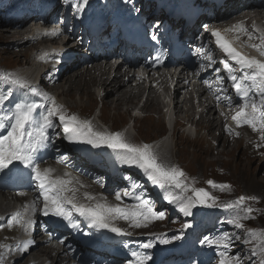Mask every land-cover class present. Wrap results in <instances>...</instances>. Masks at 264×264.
Returning a JSON list of instances; mask_svg holds the SVG:
<instances>
[{"label":"snow or ice","instance_id":"obj_1","mask_svg":"<svg viewBox=\"0 0 264 264\" xmlns=\"http://www.w3.org/2000/svg\"><path fill=\"white\" fill-rule=\"evenodd\" d=\"M88 2L89 0H77L72 6L79 14L83 12ZM256 31L253 28L250 32L243 23H239L224 29L225 33L236 32L235 40L226 39L219 29H212L211 36L215 38L216 46L224 54L225 59L220 62L236 97L241 101L235 106L237 110L231 119L236 128L247 126L252 132L257 133L259 141L264 144V33L256 36ZM59 34L58 30L53 33L57 36ZM241 34L246 35L249 41L259 40L258 44L250 43L247 47L254 49L260 58L242 54L233 46L235 41L240 39ZM152 39L155 40L157 37L153 35ZM196 51L206 54L204 48H197ZM47 55L45 53L41 59L43 60ZM207 59L211 62V54H207ZM201 67L203 69L204 66ZM0 80L11 88H16L42 101L36 102L21 97L9 105L14 93L9 91L7 95H0V133H3L0 134V182L6 177L20 178L23 169H27L28 179L35 183L39 193L36 200L24 206L23 211H16L7 218L8 229L19 226L25 234H29L34 224L33 217L38 210V201L39 210L46 217L66 221L71 228L76 229L79 228V222L74 217L78 216L87 222L89 229L97 232L106 230L119 237H131L133 233L119 227L116 221H124L130 228L141 229L147 228L152 222L166 218L164 212L153 209L150 200L134 193L135 189L141 187L139 183L131 185L133 191L127 188L116 191L115 200L119 203L115 205L110 204L106 197L98 198L89 193H84V199L95 203H84L77 196L79 189L76 185L84 187L77 178L67 172L63 176H54V169L42 168L40 153L49 147L52 141L49 130L54 129L58 121L63 139L68 143L111 149L117 154L122 165L138 169L147 181L164 193L163 198L167 203L174 205L185 217L192 216L193 210L201 206L234 210L235 214L227 219L226 223L244 232V242L253 245L250 249L251 255H259V264H264V229H246L244 223L255 219L253 213L256 209L248 202L257 201V197L241 195L234 201L220 203L208 190L196 187L195 181H189L182 169L161 160L153 145L134 143L121 132L98 130L91 120L69 114L63 105L57 103L55 97L43 92L21 76L4 73L0 75ZM220 82H224L223 77L220 78ZM226 99L231 101V97ZM5 106H8L7 111H4ZM229 106H232L231 103ZM225 130L230 133L233 131L227 124ZM235 135L239 136V133L236 132ZM125 179L132 180L131 177ZM207 184L210 188L219 189L221 192L230 191L232 187L229 184H217L213 180H208ZM124 198L132 199L135 203L125 204ZM0 219L4 218L0 217ZM189 227L191 224L184 225V228ZM180 238V236L167 238L164 234L154 237L155 242L163 245ZM234 239L239 240L241 236L224 233L218 238L205 237L200 243L217 251L218 264H241L240 256L230 254ZM32 243L33 241L29 239L16 248L23 253L28 251ZM141 247L146 250L152 249L155 243H143ZM0 248L6 249L7 252L12 251V247L8 245H0ZM131 256L133 259L128 264H149L152 260L151 255L137 251H132ZM4 257L5 253H0V264H3Z\"/></svg>","mask_w":264,"mask_h":264},{"label":"bare ground","instance_id":"obj_2","mask_svg":"<svg viewBox=\"0 0 264 264\" xmlns=\"http://www.w3.org/2000/svg\"><path fill=\"white\" fill-rule=\"evenodd\" d=\"M56 6L50 9V13L47 15L46 21H50L53 18L60 19L56 20V24H51L52 28L54 29L53 33L56 30V27L58 24H61L63 20H66V28L64 29L63 33H60L58 36L54 35V38L51 39L53 43L60 44L63 48V52L67 54L68 47H71V43L77 41L78 39H83L81 43H79V48L72 50L74 52V56L71 58L66 59L63 63L57 66V64L54 63V61H58L59 57H54L51 60V69H49L41 74V78L45 79L48 77V81H45V87L46 92L48 95L51 94H57L58 99H64L65 97L62 96L63 94L67 97L64 99L66 102H68L72 108L71 110H76L77 107V101L74 99V94L77 92V94H80L81 90L84 91L85 89H91L92 97L87 100L91 105H93L92 108L89 110L82 109L81 113L84 116L91 117L92 111L94 108L97 107V105L100 106V112L98 116L102 119L104 123L107 124L108 117L107 114L110 110L113 112L114 116L116 115L121 116L126 114V117L132 118V113H134L138 109V105L142 99V97L145 95L146 91L148 92V96L146 98V103L143 105L139 111L144 114L142 118H135V122L138 123L139 120L144 119H152L160 123L162 121L165 124V127L167 126V122L165 121V118L167 117L165 115V110L168 106L174 105L173 111L176 112V124H175V133L180 132L181 125L185 124L186 121L189 124L192 122V125H195L199 135L192 136L191 133L185 131L186 136L183 137L181 140L186 141H195L196 139H200L203 137L202 133L204 132L205 135L208 137V141L211 143L214 139L211 137L212 132L214 129H218V131L221 132V138L222 142H229L232 145H240L242 149L244 150V153L242 155V159H248V160H262V168L264 167V144H261L259 141V136L257 133H254L251 131V129L247 126L236 128L230 133L225 132L223 129L224 119L227 118L230 114H234L236 109V105L240 104L241 101L238 100L237 97L234 96L232 90L230 89V85L228 80L225 79L226 72L219 73V69L221 68L220 62L217 61V59L212 58L211 62L207 59V54H211L213 56L216 52H218L216 49L212 50L208 48L207 44L200 43L199 48L206 49V54H201L198 57L197 65L194 73L192 75H186L187 69L184 67L179 72L177 79V84L174 90L170 89V87H166V82L161 81L159 85L163 87L164 95L159 96L156 91V89L152 88L150 85H147V79H144V77H135L131 75L132 69L135 68L137 65L136 63L129 62L128 60L123 61L119 66H115L112 62L108 61V57L105 55L104 58L102 56H95V53L92 55V47L88 45L87 36L84 37V35H81V37L76 38L78 35L82 33L81 26L76 27L73 31H70L72 27L76 26V16L77 13H72V9L74 8L72 5L75 4L76 0H67L65 2H60V0H57ZM108 3H117L120 0H105ZM193 2V9L191 14V17H189L188 13H185L181 9L179 10V13L181 15L180 19L173 20L174 24L177 26V28L180 27V25L184 26L185 29V36L186 34L190 37L193 36V33L197 30L198 26H195L193 28H189V32L186 31V28L190 26V24L196 20V18L199 15H206L205 18H203L201 21H205L204 24H208L209 26H212L217 22L222 27L230 26L243 23L245 27L251 32L253 31V28H255L257 31L255 32L256 36H259L262 32H264V0H227L226 2H220L219 4L215 5L214 12L207 13L206 9V3H199V2ZM41 0H31L28 2L35 3L36 5L39 4ZM10 4V3H9ZM20 7L23 4V1L21 0L19 2ZM69 9H68V8ZM21 14L20 16L16 17L13 16V13L11 15L2 16L0 14V28H6L4 29L5 32H0V40L4 42H10V41H16L13 42L16 43L15 45H7V49L13 50V46L17 48L15 51L16 56L21 57L23 56V62L19 67H21L22 70H29L28 73H24L25 79H27L29 82L32 78L30 73L33 72V70L36 68V63L31 61V58H33L35 61H37L40 64V58H37L35 54L39 55L40 57L44 55L43 48H42V41L41 43H37L39 40L37 36H39V39L42 40L45 38V33H34V27L39 24V22H42L40 18L35 15L32 12H27V10H24L21 7ZM26 12L25 14H23ZM25 15V16H22ZM184 15H188V17H184ZM214 17H217V20H209L207 19H213ZM154 17L151 16L149 19L152 20ZM201 21H198V25L201 23ZM50 23V22H47ZM63 28V24H61ZM204 26V25H202ZM201 26V31L203 30V27ZM10 28L12 32L8 31ZM262 31V32H261ZM12 33V34H11ZM209 34V32H207ZM11 34V35H10ZM66 36V39L63 40V37ZM241 42L247 47L250 43H257L259 40H252L249 41L248 37L246 35L241 34ZM11 39V40H10ZM62 41V43H61ZM44 43V42H43ZM94 44V43H93ZM194 40H191V42L188 45H193ZM19 47V49H18ZM102 48V47H100ZM148 48V47H146ZM190 48V47H185ZM249 48V47H247ZM88 49V50H87ZM192 49V48H191ZM197 49V48H196ZM251 50H254L250 48ZM87 50V54H91L89 57H85L82 52ZM187 51H183V55L185 56V53ZM31 54V55H30ZM32 56V57H31ZM102 58V59H101ZM83 60V61H82ZM201 66H204L203 69ZM122 67H126V70H123ZM45 69H47L45 67ZM68 70V71H67ZM67 71V72H66ZM77 72V73H76ZM150 74V72H149ZM71 76V77H70ZM224 78V82H220V78ZM171 84H173V79L171 76ZM187 80H196L194 85L195 87L199 88L198 93L202 96V99L200 100L202 107L204 108L203 112L201 113V117L198 121H195L194 118H192L196 114V107L194 106L192 97L185 98L184 101L180 99V96H182V90H185L187 88L186 81ZM136 81V86H132V82ZM40 83L38 87L40 88ZM47 85V87H46ZM201 87V88H200ZM177 88V89H176ZM41 89V88H40ZM42 90V89H41ZM177 90V91H176ZM11 91L14 93V96L12 97V100H10L9 105L16 102L19 98L23 97L24 99L29 100H36V102H42L37 97H32L30 94L22 93L20 90L16 88H10L6 90V93ZM43 91V90H42ZM44 92V91H43ZM172 92L173 95L176 96L175 102L172 100ZM226 97H231V101L226 99ZM80 100L85 99L84 97H80ZM170 99V101H168ZM63 100V102H64ZM69 100V101H68ZM73 101V102H71ZM58 104H61L59 101H57ZM231 103V107L229 104ZM222 106V110L220 111L218 108V105ZM8 110V106H5L4 111ZM103 111V114H102ZM221 113H224V115H221ZM102 114V116L100 115ZM112 114V116H113ZM111 119L113 121H116L117 117H113ZM92 120V118H91ZM174 117L170 121V123H173ZM94 126L98 130H103L101 126L93 121ZM142 125H140L141 127ZM167 128V127H166ZM243 129H246L249 133L247 136L243 137L241 134V131ZM111 132H118L120 129H115L113 126L109 128ZM238 132L239 136L235 135V133ZM167 133H169V130L167 129ZM167 133L164 135L161 139V141L165 138H167ZM174 133V134H175ZM3 134V133H0ZM173 134V136H174ZM214 137V136H213ZM173 137L171 136L169 140H171ZM131 138H129L130 141ZM164 144H168V141H164ZM161 142V145L163 144ZM258 144H261L260 147H257ZM84 147L92 148L90 145L82 144ZM211 147V146H210ZM219 149V148H218ZM217 149V150H218ZM210 150V149H209ZM222 151V149H219ZM156 151V149H155ZM208 151V150H207ZM213 152V151H212ZM224 152V151H223ZM226 152V151H225ZM208 153V152H207ZM171 154V153H169ZM168 154V155H169ZM211 154V153H210ZM222 155V154H221ZM169 157V156H167ZM57 159V156H53L51 159ZM161 160L165 161V158L163 155L160 156ZM77 160H84L82 157L75 155V156H64L63 162H59L61 165V168L65 169V171H72L73 174L71 176L75 178H80L83 185L85 187H88L91 189V193L81 190V187L79 185H76V187L79 189L77 194L80 196V192L83 191L85 193H89L91 195H96V197H106L107 201L110 204H117L118 201L115 200V192L118 188H116V185L111 184L110 186L102 187L99 185L94 184L89 179V174L81 169L79 164H77ZM119 157L116 159V156L114 154L111 155L110 159L105 162V166L110 169H117V166H121ZM171 165V164H170ZM126 166V165H125ZM128 167V166H127ZM42 168H52L50 165H47ZM25 170V169H24ZM23 170V171H24ZM55 170V169H54ZM137 172L141 173L139 170H136ZM77 172V173H76ZM62 173V171L58 172ZM64 173V172H63ZM62 176V175H61ZM79 180V179H78ZM28 178H24L21 183L23 186H26L28 182H30ZM195 183L198 185H201L202 183L207 185V181L204 178H199ZM230 185V184H229ZM6 187L2 185L0 182V217L4 216V213H8L11 209L16 208L14 204H12L11 200L9 199V196L13 193H9L4 191ZM8 189H14L7 187ZM99 188V189H98ZM211 192H218L219 195L224 196H217L220 203H227L230 202L232 197L231 190L230 191H223L221 192L219 189H210ZM97 191V192H96ZM26 196L24 197H17L18 201L25 200ZM12 201L16 202L14 199ZM92 203H95L93 201ZM125 204H131L135 203L134 200L129 198H124ZM251 207L256 209V211L253 213L255 216L254 221L257 219V217L264 214V209L261 207L253 206V204L248 202ZM220 208V207H218ZM215 210L214 208L211 209ZM233 213L234 210H230ZM259 212V213H258ZM46 217V216H45ZM54 218V217H52ZM37 219V218H35ZM167 218H165L162 221H155L149 224L147 228H141V229H134L130 228L127 223L124 221H116V224L119 227H122L128 231H142V235L133 233L132 236H136L138 238L139 243H145L147 237L152 236L154 234H167L169 232H164L160 229H165L167 226L169 230H172L171 226L168 225V223L165 221ZM45 223V222H44ZM3 224L2 219H0V225ZM170 226V227H169ZM158 228V230H157ZM21 228L19 226H13L11 229H8L6 226V219L4 220L3 227H0V245H8L12 247L11 252H7L6 249L0 248V253H5L3 264H128L126 262L121 263L122 258H116L113 257L110 252H95L94 250H86V246H82L81 248H75L73 247L72 240H67L66 246L62 248V250H58L55 247L51 246L49 239L46 241H36L38 238H41L45 233V228L43 226L42 222H39V228L36 231L35 234V243H32V245L29 247L28 251L26 252H19L16 248L17 245L20 243L17 240V237L19 234H21L18 230ZM35 229V228H34ZM264 229V228H263ZM85 233H89V235H85ZM65 234L63 237H66ZM41 236V237H40ZM69 236V235H68ZM79 236H87L90 240H95L98 235L95 233H91L86 231L85 229L81 231ZM60 236H54V239H58ZM65 242V240H64ZM129 243H132V248H139V244L134 240H129ZM96 249H99L97 246ZM198 248H201V245L198 246ZM93 249V248H92ZM105 255L107 258L105 260V263H103L100 260V256ZM97 258V260H96ZM153 264V263H149Z\"/></svg>","mask_w":264,"mask_h":264},{"label":"rangeland","instance_id":"obj_3","mask_svg":"<svg viewBox=\"0 0 264 264\" xmlns=\"http://www.w3.org/2000/svg\"><path fill=\"white\" fill-rule=\"evenodd\" d=\"M65 1L66 0H60V2H65ZM10 2L11 0H0V14L5 17L6 14L9 15V14H12V12H15L13 16H20V13H21L20 8L17 11H12V9L9 8ZM15 2L18 4L20 0H15ZM25 2H28V0H24L22 6H26L28 11L33 10L35 12L34 14L37 15L38 6L36 4L27 6L25 5ZM56 2L58 1L53 0L51 4L53 5ZM46 3L47 2H45V4ZM4 29L6 28H0V32H5ZM8 29H9L8 31L12 32L10 28ZM13 42H16V41L12 40L10 42H4L0 40V74L13 73L14 75H18V76L25 78L26 74L24 73H28V71L22 70L21 67H19V65H21V63L24 60L23 56L21 57L16 56L15 51H13V50H17L15 46L12 47L13 50L7 49V45L16 44V43L13 44ZM31 61L34 62V59L31 58ZM42 71H44V69L41 66L36 65V68L33 70L32 73H30V75L32 76L30 83L35 85V81L40 80V82L42 83V85H40V88L44 92H46V89L43 86L45 85V81H48V77L46 78L45 76V79H42L41 78ZM152 79L153 80L155 79V85L158 81L159 82L161 81V78L159 77L158 74ZM174 79L175 80L177 79V75L175 76ZM134 83L135 82L133 81L132 84ZM193 84L194 83H191L189 90L187 91L182 90V96H180V99H182V101H184L186 97L187 98L192 97V99L195 100V102L198 101L196 93L194 91ZM82 90L80 94H77V92L74 94V99L75 101H77V107H76V110L74 111L71 110L72 106L64 100L67 97L66 95L64 94L62 95L65 97L64 99L62 98L58 99L57 94H51L50 96L55 97L56 100L59 101L61 105L64 106V108L67 110L69 114H76L81 119L91 120L92 118V121L98 123L103 130L110 131L109 128L113 126V128L115 129H120L118 132L123 133V129L125 128L121 130V127L123 126L122 124L126 125V129H128L130 133L134 135L137 143H146V142L150 143L151 142L154 144L156 142L157 144L158 141L162 139L164 135H166L167 126L165 127V124L162 121H160L159 123L152 119H144V120H139L137 123L134 120H131L130 117H126L127 116L126 114L118 116V117L116 115L114 116L111 110L108 113H106L108 117V121L106 124L98 116L99 108H100L99 105H97V107L93 109L92 115L89 119V117L84 116L81 113V111L82 109L89 110L90 108L93 107V105H91L87 101L89 100V98L92 97V93H91V89L89 88L85 89L84 91ZM146 94L147 93H145V95ZM172 95H173V92H172ZM80 97H84L85 99L80 100L79 99ZM175 98L176 96L173 95L172 100L174 102H175ZM142 100L143 98L141 99L138 107L141 106ZM168 101H170V99H168ZM201 109L202 108L200 109L197 108L198 111ZM95 110L97 112H95ZM137 113L138 111L132 113L131 114L132 118ZM102 114H103V111H102ZM111 116L112 118L117 117L116 118L117 120L113 121L111 119ZM192 118L196 120L197 115H194ZM132 125H135L134 126L135 131L131 130ZM140 125L142 126L140 127ZM195 129L197 130L196 127ZM198 135H199V132H198ZM202 135H203L202 138L200 139L198 138L195 141L181 140L183 137L186 136V134L184 133L181 127L180 132H176L173 138L170 140L171 145H169V143L168 144L163 143L162 146H159L156 149V152L159 156L161 155L164 156L165 161L164 160L163 161L165 163H168L169 165L170 164L175 165L179 167L180 169H182L186 173L187 177L191 178V179L189 178V181H192V179L197 181L199 178H204L206 180H213L217 184H230L232 186L231 187L232 195L230 197L233 198L231 199V201L236 200L241 195L255 196L258 198L257 201H250V203L253 204V206L261 207L262 209H264V167L262 168L261 166L263 161L259 159H256L255 161L248 160V159H242V155L244 153V150L242 149V147L240 145H232L229 142H224V140L222 142L221 132L218 131V129L213 130L211 137L214 140L211 141V143L208 141V137L205 135L204 132L202 133ZM246 136L247 134H243L244 139ZM131 140L132 142H135L133 137ZM218 148L222 149V151L219 150ZM94 150L95 149H92L91 151H89V155H92L91 153L94 152ZM103 150L105 152V147H101V151ZM75 155L77 154H73L71 156H75ZM99 155H102V154H99ZM85 161L89 164L88 165L89 166V179L94 184L99 185V186L100 185L109 186L111 183H113L114 185H116V187H119V191H122L126 188L129 191H133V189L131 188V185L133 183H139L141 187L139 189H135L134 193L136 195L143 197L144 199L153 201L157 211H162L165 213L166 218H167V220L165 221L168 223V225L172 227L171 228L172 230H169L168 226L165 229L162 228L160 230L164 232H173L175 229H177L175 231L176 232L179 231V233L177 235H173L172 237H175L178 235L181 237L180 239H178V241H176V239H173L174 244L177 246L176 250L174 251V258H176V261L171 262L170 264H209V261L212 262L214 259H218L219 256L217 254V251L214 250L213 248H208L206 246H203V248H198V246L201 245L200 241L203 240L205 237L218 238V236L210 229V227L213 228L219 236L224 233H227L231 236H235L236 234H239L241 236V239L239 240L234 239L232 241L234 245L232 254L238 255L241 257V264H259V260H260L259 255L252 256L250 252V249L252 248L253 245L246 244L243 240L244 232L241 230H237L233 226L226 223V220L232 217L229 210L218 208V207L209 208V207L201 206L193 210L192 216L185 217L181 212H179V210L174 205L168 204L167 201L163 198L164 193L158 187L153 186L149 181H147L143 175L142 176L136 175L135 173H131L129 171H126L123 174L119 175L117 174V171H116V176H115L113 174L112 169L106 168L103 165L98 164L97 162H95V160H92L91 157H88L87 160ZM57 171L59 170H56L55 172ZM69 173L73 174L72 171H69ZM125 177H131L132 180H127L125 179ZM77 179H79L81 184H83L79 177ZM195 186L198 188H205L209 192L211 191L210 190L211 188L209 187L208 184L205 185L202 183L201 185H198L197 183H195ZM81 190H85L91 193V189H89L88 187H85V185L84 187H81ZM84 193L85 192L81 191L80 196L77 194L81 202L92 203L93 201H87L84 199ZM210 193L216 197L224 196V195H219L218 192H210ZM97 195L98 194H96L95 196ZM39 203H38L37 214H38V218L42 219L43 214L39 210ZM12 204H16V202L13 201ZM212 208H214L215 210L211 211ZM210 212H211V215H210ZM172 213H174L175 215H171ZM202 217L204 218L209 217V218L201 219L197 224L204 223L203 225L205 227H199V226H195V224L193 223H189V221L195 222L197 219L202 218ZM244 223H245L246 229L248 228L263 229L264 228V214L257 217L255 221L251 219V220L245 221ZM185 224H191V227L181 230L184 228ZM192 227H194V230L191 233L190 229ZM132 233H135L137 235L138 234L142 235L141 234L142 231H132ZM24 237L26 238L25 241L29 239L33 241V237L31 236V234L24 235ZM189 239H195L197 241V245L194 240L191 241L192 247H195L196 245L195 249H193L189 245ZM60 242H62V239L60 240ZM179 252L182 254V256L178 255ZM193 252H195V254L191 255ZM157 262L162 263V264H169V262L165 261V257L162 255L159 256V258L157 259ZM218 262L219 260H216L212 264H218Z\"/></svg>","mask_w":264,"mask_h":264}]
</instances>
